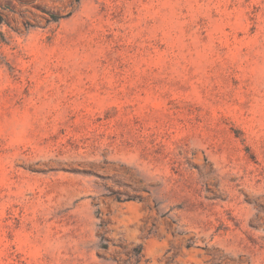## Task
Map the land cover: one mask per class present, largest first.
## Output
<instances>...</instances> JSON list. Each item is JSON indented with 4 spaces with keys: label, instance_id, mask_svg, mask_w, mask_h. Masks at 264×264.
I'll return each instance as SVG.
<instances>
[{
    "label": "rangeland",
    "instance_id": "374dc122",
    "mask_svg": "<svg viewBox=\"0 0 264 264\" xmlns=\"http://www.w3.org/2000/svg\"><path fill=\"white\" fill-rule=\"evenodd\" d=\"M0 264H264V0H0Z\"/></svg>",
    "mask_w": 264,
    "mask_h": 264
},
{
    "label": "bare ground",
    "instance_id": "6f19581e",
    "mask_svg": "<svg viewBox=\"0 0 264 264\" xmlns=\"http://www.w3.org/2000/svg\"><path fill=\"white\" fill-rule=\"evenodd\" d=\"M128 206V205H127Z\"/></svg>",
    "mask_w": 264,
    "mask_h": 264
}]
</instances>
